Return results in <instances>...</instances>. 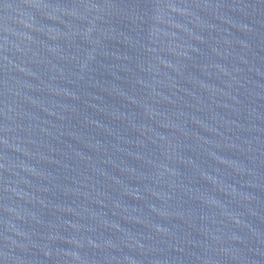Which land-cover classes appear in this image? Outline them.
Masks as SVG:
<instances>
[{"label":"water","instance_id":"obj_1","mask_svg":"<svg viewBox=\"0 0 264 264\" xmlns=\"http://www.w3.org/2000/svg\"><path fill=\"white\" fill-rule=\"evenodd\" d=\"M0 264H264V0H0Z\"/></svg>","mask_w":264,"mask_h":264}]
</instances>
